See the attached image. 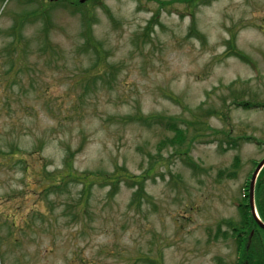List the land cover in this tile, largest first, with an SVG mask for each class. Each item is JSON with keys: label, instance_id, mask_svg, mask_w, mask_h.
<instances>
[{"label": "rangeland", "instance_id": "374dc122", "mask_svg": "<svg viewBox=\"0 0 264 264\" xmlns=\"http://www.w3.org/2000/svg\"><path fill=\"white\" fill-rule=\"evenodd\" d=\"M53 1L0 0V264H237L264 0Z\"/></svg>", "mask_w": 264, "mask_h": 264}, {"label": "trees", "instance_id": "16d2710c", "mask_svg": "<svg viewBox=\"0 0 264 264\" xmlns=\"http://www.w3.org/2000/svg\"><path fill=\"white\" fill-rule=\"evenodd\" d=\"M199 0H195L197 2ZM22 40L19 38H15V41L10 45V51L16 52L21 48ZM90 43V42H89ZM88 43V44H89ZM204 133V132H203ZM202 135V133H201ZM19 152V151H18ZM181 154V153H180ZM14 155V151L11 152V156ZM72 158V155H71ZM149 173V170L146 174ZM59 181H75L77 183H84L85 181L91 179V176H87V174H79L74 171L72 162L70 158H66L64 163V169L62 171L57 172V176L54 177ZM111 180V177H106ZM136 179V177H135ZM57 186V185H55ZM248 195V192L247 194ZM244 194V198H245ZM255 198H256V206L257 210L260 214L261 219L264 222V169L258 177L256 188H255ZM241 205V204H240ZM240 208V207H239ZM242 232L237 233L238 242H237V264H264V230L261 229L257 222L254 220L252 216L251 210L249 206H244L242 208ZM252 236H251V234ZM259 233V234H258ZM248 235H250L248 237ZM244 237V238H243Z\"/></svg>", "mask_w": 264, "mask_h": 264}, {"label": "water", "instance_id": "95a60500", "mask_svg": "<svg viewBox=\"0 0 264 264\" xmlns=\"http://www.w3.org/2000/svg\"><path fill=\"white\" fill-rule=\"evenodd\" d=\"M264 166V160L257 166L253 177H252V181H251V187H250V205L254 214V217L256 218V220L258 221V223L261 225L262 228H264V225L260 222V220L258 219L257 215L255 214V208H254V201H253V192H254V186H255V182L257 179V176L260 172V170L262 169V167Z\"/></svg>", "mask_w": 264, "mask_h": 264}, {"label": "flooded vegetation", "instance_id": "af4514ba", "mask_svg": "<svg viewBox=\"0 0 264 264\" xmlns=\"http://www.w3.org/2000/svg\"><path fill=\"white\" fill-rule=\"evenodd\" d=\"M253 234V233H252ZM252 234H251V236H252Z\"/></svg>", "mask_w": 264, "mask_h": 264}]
</instances>
